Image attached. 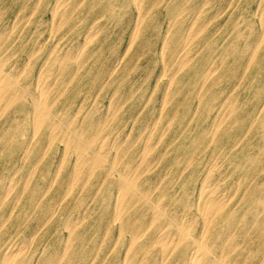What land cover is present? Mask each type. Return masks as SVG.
Wrapping results in <instances>:
<instances>
[{"label":"rangeland","instance_id":"obj_1","mask_svg":"<svg viewBox=\"0 0 264 264\" xmlns=\"http://www.w3.org/2000/svg\"><path fill=\"white\" fill-rule=\"evenodd\" d=\"M58 1L0 0V58L5 62V72L15 67L11 71L14 73L9 72L13 76L23 73L25 77H34L44 66V61L52 57L51 60L61 65L54 74H64L66 80L62 86H53L56 93L50 99L55 110L65 109L68 112L59 120L62 128L67 129L69 122L82 116L94 118L93 123L102 134L112 139H109L106 149L120 146L124 149V157L134 162L142 150L141 141L150 139L153 142L157 138V132L151 133L153 124L157 121L166 123L168 128L152 152V163L144 166L146 170L140 181L147 179L153 180L154 185L161 183L159 191L175 193L174 201L181 197L194 200L206 170L205 160L210 156V150L200 152L209 144L207 140L191 154L193 161L189 165L182 156L184 150L190 151L193 143L208 133L212 122L217 121L213 106L233 104L236 114L246 120V126L239 132L236 129L231 131L232 138L223 146L226 148L225 165L214 168L210 181L233 195L227 222L232 224V233L238 235L235 240L240 243L242 252L233 256L240 255L244 264H250L245 263L248 257L254 261L263 259L264 0H146L143 24L136 31L138 9L133 0H65L74 9L72 7L62 17H54ZM169 7L177 11L173 12ZM109 8L114 12L110 13ZM195 21L199 28L201 25L200 33L190 43V61L179 68L176 56L181 46L180 36ZM165 39H168V44L163 47ZM53 51L55 57L52 56ZM210 63H216L217 69L209 81L201 85L200 80ZM170 78L174 85L169 84ZM24 83L31 85L33 82L28 78ZM93 98L96 101L91 104ZM30 99L28 92L25 101L17 100L12 107L17 110L16 113L11 110L0 116V252L11 238L25 242L33 239L30 249L34 254L42 247L48 251H59L65 242L63 236L66 232L61 225L38 222L42 209L59 206L62 189L58 185L48 191L37 211L28 212L20 207V203L29 197L27 193H21L23 186L28 180L30 188L37 183L39 171L28 175L32 166L38 164L37 169H42L49 163L51 178L66 145L63 132L46 150L50 126L47 122L41 125L34 141L32 133L27 131L12 134L19 123L30 125L25 122L31 111ZM14 116L17 119L13 121ZM255 117L261 122H255L254 128L246 130L247 124ZM242 134V141L234 145ZM172 146L181 147L176 150ZM165 150L164 158L155 159L158 157H154L156 153H164ZM73 161L74 153L70 152L63 162L62 176ZM238 162H246V165L242 169L237 168ZM102 166L103 169L96 168L94 175L97 176L91 180L94 183L90 184L85 198L88 192L101 193L105 185L96 184L101 179L108 178L106 181L112 182L111 179L119 177L116 170L109 169L107 162ZM242 180L245 181L243 186L234 194L232 189ZM16 197H19V205H15ZM255 197L258 200L253 201ZM73 204L67 208L76 214L83 204ZM80 218L81 241L75 240L77 246L68 252L69 255H77V259L70 264H99V253L109 257L105 264H120L122 257L119 255L118 258V252L115 259L112 258L110 243L117 229L114 226L105 229V219H100L99 210L89 209ZM255 218L258 224L253 228L251 223ZM193 228L195 232L200 231L198 226Z\"/></svg>","mask_w":264,"mask_h":264},{"label":"bare ground","instance_id":"obj_2","mask_svg":"<svg viewBox=\"0 0 264 264\" xmlns=\"http://www.w3.org/2000/svg\"><path fill=\"white\" fill-rule=\"evenodd\" d=\"M133 1L138 9L137 26L135 27L136 31L137 29L140 30L142 27L141 25L143 24V12L145 10L144 5L146 0ZM55 6L56 5H54V7ZM72 7L74 9V6L71 5L70 2L59 0L53 15L54 17H62L68 12V10H71ZM170 9L173 12L177 11L174 8ZM109 11L110 13L114 12L111 8H109ZM179 13H181V11L177 14L179 15ZM30 15L31 14H29V16ZM26 21L28 20L26 19ZM195 23L196 21L193 22V25H191L188 30L180 36L181 46L176 56L179 68L180 66L182 67L187 64L191 59L189 46L190 43L198 37L200 33L199 29L201 28V25L199 28L198 25H195ZM98 28H100V26ZM82 43L84 44V42ZM167 44L168 39H165L163 47H165V45L167 46ZM67 49L68 48H66V50ZM54 51L51 52L52 56L54 55ZM77 53H79V51ZM86 53L88 54V52ZM51 58L52 57H49L44 61L43 64L45 67L43 66L34 77H30V75L25 77L23 73H18L19 75L17 74L13 76L9 72H11L15 67L11 68L8 72H5V62L0 58V116H2V114L6 111L10 112L11 110L16 113L17 110L12 108L15 102L17 100L25 101L26 93L29 92V94H31V111H29V114L26 117L27 119L25 118V122H28L30 125L27 126V124L19 123L17 127L12 130V134L18 135L21 131H27L32 133V140L34 141L37 139L36 136L40 133L41 125L47 122L48 126H50L47 130L48 146H45L46 150L52 147L51 145L53 144L56 136L63 132L66 135V138L64 139L66 144L64 146V155L60 158L59 163L54 166L52 177L49 178L51 169L49 163L45 164L42 169H37L38 164H34L30 170V174L28 175L31 176L32 174H37L39 171L37 183L30 188L28 184L29 180L27 181V183L23 186L21 193H27L29 197L25 202L20 203L22 210H26L28 212L32 210L31 212H35L38 210L37 208H40L43 204L42 201H44L47 197L48 191L55 185H58L57 187L62 189V197L58 202L59 206H52L50 208H46V210L45 208L42 209V214L38 217V222H42L43 224L52 223L61 225L62 228H65L66 232L63 236L65 242L59 251H48L42 247L43 249L41 248V250L34 254L31 253L30 249L33 239L32 241L25 242L13 240L11 238L6 241L4 248L0 252V264H70L72 261H75L77 259V255H69L68 252L77 246L75 240L79 239V241H81V226L79 225V220L81 219L80 217H83L89 209L91 211H100V219H105L104 226L106 230H109L113 226L117 229V234L111 238L110 243L112 245V258L115 259V255L118 252V258L119 255L122 257L120 264H244V262L240 261V255L233 256L236 252H239V254L242 253L240 248L241 245L237 240H235V237L238 235L236 233H232L230 230L232 228V224L227 222L229 213L231 212L230 205L232 204L233 195H229V190L227 191L223 188L219 189L220 186L218 184H214L210 181L214 176V168H220L225 165V163H223V159L225 157L224 150H226V148L224 149L223 146L227 144L226 141L228 142V140L230 141L232 138L231 131L236 129L235 131L239 132L238 130H242L246 126V120L236 114V107H234L231 103L227 105L221 103L217 106H213L215 107L214 118H216L217 121H213L211 130L204 134V136H202L198 141L194 142L190 151L186 152L184 150V154L182 155L186 165L191 164L193 161V153L198 150L204 141H209V144L200 150V152L210 150V156H207V159L205 160L206 170L203 172L200 185L197 189L196 195L193 197L194 200L189 201L182 197L179 198L180 196H178L179 200L174 201L176 196L175 193L164 192L162 190L161 192L159 191L161 183H159L160 185H154L155 183L152 182L153 180L149 181L144 179L142 182L140 181L143 172L146 170L144 166L152 163V152L154 149L156 150V145L160 140L159 138H161V136L166 132L168 128L167 124H161L158 121L153 124L151 133L154 132L153 134H156L157 132V138L153 141L154 143L150 142V139L141 141L142 150H140L141 152L138 154L139 157L136 162L129 158H125L122 153L124 149L120 146L114 148L109 147L106 149V147H108L107 144L109 139L111 138L102 134L101 129L99 130V127L93 123L94 118L86 119L85 116H82L80 119L69 122L67 129L62 128L59 120H61V117L68 115V112L64 111L65 109L55 110L50 104V99L51 96L56 93L53 86H62L66 84V80L63 77L64 74H54V72H57L56 70H60L61 65H58L56 61L51 60ZM215 64H207L206 72L204 71L205 73L204 75L202 74L203 77L200 80L201 85H204L209 81L211 74L217 69ZM18 77L22 78L23 81H20ZM28 78L30 79V82H33L32 87H30L32 84L29 85L30 83H24L25 79L28 80ZM169 80V84L172 85L173 80L171 78ZM112 100L113 99L111 98V101ZM95 101L96 100L94 99L91 104H94ZM122 105L123 104H121L120 107H122ZM259 111L260 110H258V112ZM13 118V121L17 119L15 116ZM257 121H260L258 120V117L252 118L247 124L246 130L254 128ZM78 130H81V132H78ZM242 137L243 134L239 137V139H236L234 145L241 142ZM118 140H116L117 143ZM212 144L214 146H210ZM169 147L170 146H166V148ZM172 147H175L174 149L176 150H180L181 146ZM70 152L74 153V161L64 176H62L61 173L64 166L63 162ZM165 153L166 150L164 153H156L154 157L158 156L155 159L160 160L161 158H164ZM43 156L44 154L42 157ZM104 162L108 163L109 169H112L113 171L116 170L119 177L111 179L112 182L106 181L108 178L101 179L98 183H96L101 184V186L105 185L101 193L97 192L96 194H90V192H88V195H90H86L85 198V193L87 194V191H89L88 188L90 184L94 183V181L91 182V180H93L94 176H97L94 175L96 168L103 169L102 165ZM247 162H249V160H247ZM210 163L211 165L209 166ZM243 165H246V162L244 164L241 162L236 163V167L240 169L243 168ZM185 169L186 167L184 170ZM12 177L13 176H11V178ZM243 182L245 181L242 180V182L237 184L236 188L232 189L234 190V194H236L243 186ZM10 187L13 188V186ZM181 189L182 188H180V190ZM17 198L19 197L15 198V205H19V203H17L19 199L17 200ZM178 198L176 197V199ZM251 199H253V197H251ZM256 200H258V198L256 199L255 197L253 201ZM72 202L74 203L73 206H78L79 204H83L85 202L87 203L83 204L84 207L83 205L80 206L79 208L82 210L79 209L76 211V214H74L71 212V208H67V206L72 207ZM62 205L66 206L63 211H61V207H63ZM229 210L230 212L228 213ZM254 220L255 221L251 223L253 228L257 227L258 224L256 218ZM193 226H198L200 231L195 232ZM226 229L228 230L226 231ZM35 239H37V237H35ZM98 257H100L99 264H105V261L109 258L106 254L100 253L98 254ZM79 258L80 256L78 259ZM252 259L249 257L246 258L245 263L264 264V257L263 259L261 258V260L255 259L254 261ZM81 263L82 262L79 264Z\"/></svg>","mask_w":264,"mask_h":264}]
</instances>
